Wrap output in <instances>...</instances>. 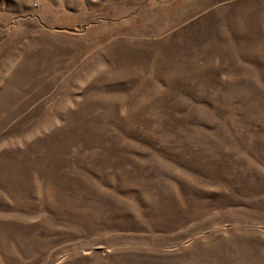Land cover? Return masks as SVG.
<instances>
[{"label": "rangeland", "instance_id": "1", "mask_svg": "<svg viewBox=\"0 0 264 264\" xmlns=\"http://www.w3.org/2000/svg\"><path fill=\"white\" fill-rule=\"evenodd\" d=\"M0 264H264V0H0Z\"/></svg>", "mask_w": 264, "mask_h": 264}]
</instances>
